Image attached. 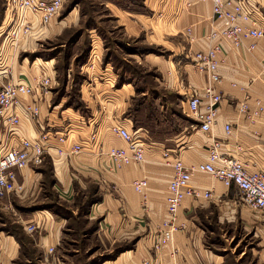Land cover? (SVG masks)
<instances>
[{
	"label": "crops",
	"instance_id": "crops-1",
	"mask_svg": "<svg viewBox=\"0 0 264 264\" xmlns=\"http://www.w3.org/2000/svg\"><path fill=\"white\" fill-rule=\"evenodd\" d=\"M245 1L247 6L254 10L256 20L262 22L264 0ZM145 3L153 13H164L162 21L158 18L155 21V26L159 29L158 38L165 34L172 35L173 38H170L168 44L174 46V55L178 56L174 61L168 62L163 56L148 54L146 56L148 64L159 74L155 76L158 83L156 81L153 87L148 85L145 92L141 90V93L147 95L148 89H151L158 99L168 98L166 107L174 110L173 116H170V125L166 120L164 123L167 126L158 130L162 122L149 120L146 126L140 125L132 129V121L126 118V115L124 119L121 116L127 111V99L134 94V84L126 80L120 82L117 87L113 72L107 66L98 74V78H104L103 83L97 82L95 86L100 88V94L109 100V106L104 107L103 111L100 110L97 118L101 120L102 130L100 129L97 139L92 143L89 141L92 128L90 129L91 126L85 122L84 116L76 114L70 107L61 111L62 116H56L45 103L42 105L43 100L48 99L47 95L42 97L38 121L21 115L17 135H11L3 125H0V142L2 144L10 142L11 145H15L18 137L35 139L45 128L52 131L51 145H58L57 138L54 137L63 132L62 121L66 120L65 118L70 119L67 141L63 147L69 150L74 143H82L83 150L77 154L62 157L55 153L54 147H50L43 162L51 166L56 179L54 187L59 196L67 197L69 200L73 194L74 181L82 186L89 181L97 182L100 188L109 191L107 194L110 200H114L110 193L116 191L118 187L119 190L121 189L128 214L138 223L146 222L153 244L154 232L160 229L166 219L167 187L173 177L174 170L171 162L174 159L181 160L186 167L203 163L207 160L208 148L213 140H218L220 153L235 156L242 161L249 172L264 175V39H244L239 47L234 46L227 39L220 40L222 45V52L218 54L220 81L215 84V89L221 94L222 101L215 124L209 132H204L197 127V121L188 111L186 95L190 89L202 91L206 84V74L197 68L193 55L198 51H206L211 45L206 38L207 34L212 29L220 28V23L214 20L211 3L199 0H145ZM142 7L147 12V9ZM144 14L141 13L139 19L136 18L133 21L125 18L126 20L121 22L124 33L133 37L138 34L145 36L144 32L138 33L137 29L140 24H146L152 18ZM243 25L247 24L243 22ZM58 30L61 29L54 19L42 29L40 24L35 22L32 34L21 41L15 49L8 48L4 43L0 44L2 46L0 59L5 63L8 72L10 71L9 63L20 47L34 43L42 37L51 36ZM251 44H254L252 49L249 48ZM171 56L173 57L172 54ZM47 63L37 67L40 71L38 75H48L52 80L50 66ZM38 71L31 69L28 73H19L17 76L13 75L8 81L33 83L31 75H35ZM8 76L6 75L4 79ZM88 82L91 83L90 78L84 81L83 86H87ZM111 86L116 89H111ZM84 91L83 88V95ZM23 101L30 102L31 98H24ZM147 103L146 108L156 109L154 103H149L148 100ZM244 104L245 108H243ZM176 109H180V112L177 113ZM69 110L73 111L72 115L68 112ZM183 114L187 117H183ZM80 119L83 123L79 122ZM111 124L127 127L143 142L145 152L142 162H132L117 168L110 164L109 159L102 152L109 146L124 145L118 138L111 135L109 130ZM225 125L231 128L229 133H226ZM16 175L18 183L23 186V192L0 198V264H28V262L30 264H64L57 255L65 221L56 218L48 211L37 210L23 215V212L19 210L21 207L15 202L18 200L23 203L31 193L33 194L35 180L39 179V176L30 167L18 171ZM137 179L147 180L148 185L144 193L134 190L132 182ZM190 185L201 193L209 191L211 196L209 198L186 197L183 200L178 221L186 229L174 232L172 239L162 246L163 252L161 251L162 254H160L162 257L160 256L159 260L161 264H167V258L163 255L177 247L191 254L196 247L201 250L200 241L196 239L199 232L193 228L192 217L202 207H208L210 202L217 206L218 222L234 223L237 226L240 223L244 226L247 224L251 231L254 227L261 226L264 220L263 211L244 208L240 192L235 186L226 187L220 180L200 172L193 173ZM212 198L213 200L208 202ZM101 204H98L93 211H104ZM16 223L20 225L16 227ZM30 224L35 226L32 232L26 229ZM17 228L21 232L24 229V233L33 235L34 244L22 245V237L19 241L15 235L16 231L14 232ZM8 230L9 232L13 230L14 234L9 233ZM24 233L22 232V235ZM29 251L35 252L33 258L26 255ZM201 257H203L202 254ZM206 257L210 259L209 256Z\"/></svg>",
	"mask_w": 264,
	"mask_h": 264
},
{
	"label": "rangeland",
	"instance_id": "rangeland-1",
	"mask_svg": "<svg viewBox=\"0 0 264 264\" xmlns=\"http://www.w3.org/2000/svg\"><path fill=\"white\" fill-rule=\"evenodd\" d=\"M2 2L0 0V22L4 13ZM141 13L152 18L146 24H140L137 29L138 33L144 32L145 36H128L124 33L121 22L125 18L136 20ZM157 18L162 21L164 13H153L146 7L145 0H66L62 10L53 18L61 30L20 47L9 63L8 78L0 79V84L7 82L13 75L28 73L31 69L38 71L39 65L48 62L52 80L46 93L48 99H44L42 105L45 103L56 116H62L61 111L67 107L84 116L85 122L92 128L91 138L97 126L102 130L101 120L97 118L100 110L109 106V100L95 86L97 82L103 83L104 78H98V74L108 66L113 72L117 87L126 80L134 84V94L127 99V111L121 116L122 119L126 115L132 121V129L140 125L146 126L149 120L162 122L159 130L167 126L164 123L166 120L170 125V116H173L174 110L166 107L168 98L158 99L151 89H148L147 95L141 93V90L145 92L149 86L153 87L157 81L155 76H159L148 64L146 56L160 55L169 62L174 61L178 55H174V46L168 44L172 35L165 34L158 38L159 29L155 26ZM39 73L40 71L32 74L31 79L34 81ZM87 78L91 79V83L88 82L91 86L87 84L84 87ZM111 89L116 88L111 86ZM147 100L154 103L155 110L146 108ZM179 110L175 111L179 113ZM73 111L68 112L72 115ZM183 117L187 116L183 114ZM65 119L62 126L69 128L71 120ZM79 122L83 123L81 119ZM113 125L109 126V130ZM42 165L33 168L34 173L39 176L35 180L33 194L23 203L18 200L15 203L21 207L18 209L23 215L37 210L48 211L65 221L57 255L64 264H161L159 260L163 249L161 247L159 250L154 246L160 229L154 232L152 244L153 239L146 222L138 223L128 214L121 189L117 187L116 191H112L110 194L114 200H110L107 194L109 191L100 188L97 182L89 181L82 186L74 181L70 199L61 198L54 187L56 179L51 166L48 163L44 167ZM240 199L243 203L241 193ZM212 200L213 198L208 202ZM100 203L104 211H93ZM243 205L245 209L249 208L246 204ZM217 213V206L210 202L208 207H202L193 215L192 225L199 232L196 239L200 241L201 250L196 247L191 254L177 247L163 255L167 258V264H264V220L261 226L250 231L247 224L244 226L240 223L237 226L234 223L218 222ZM178 220L179 213L177 223ZM15 225L18 227L20 224ZM180 225L175 233L186 229L183 224ZM15 231L20 234L19 241L22 237V245L34 244L33 235L24 233V229V235L19 228ZM10 232L13 233V230ZM26 255L33 258L35 252L29 251Z\"/></svg>",
	"mask_w": 264,
	"mask_h": 264
},
{
	"label": "built area",
	"instance_id": "built-area-1",
	"mask_svg": "<svg viewBox=\"0 0 264 264\" xmlns=\"http://www.w3.org/2000/svg\"><path fill=\"white\" fill-rule=\"evenodd\" d=\"M66 0H5L3 19L0 22V44H7L15 49L21 41L28 38L34 29V23L40 24V29L49 24L62 10ZM211 3L214 20L220 23V28L212 29L206 36L211 45L206 51H198L193 55L197 68L206 74V84L202 91L190 89L187 91V108L197 121V127L209 132L215 124L222 96L215 89L220 81L218 73V54L222 52L220 40L227 39L234 46L239 47L244 39H264V19L258 22L254 10L247 6L245 0H199ZM243 22L247 25H243ZM190 32V30H188ZM250 49L254 48L251 44ZM8 70L0 59V79L8 75ZM51 84L48 75L37 77L33 83L26 81H7L0 84V125H3L11 135H17L21 124V115L38 121L40 117V103ZM31 98L30 102L23 101ZM245 104L243 108H245ZM231 130L225 125L226 133ZM99 127L93 133L92 143L99 135ZM69 128L65 127L57 138L58 145H51L52 131L43 128L35 139L18 137L17 144L0 142V198L9 194L23 192L22 184L17 181V172L25 168H37L42 165L50 147H54L59 156L77 154L83 150L82 143L73 144L69 150L64 149ZM112 135L117 136L124 143L121 147L109 146L102 152L114 167H122L132 162H142L144 159V144L134 132L127 127L114 124L110 127ZM57 133V132H55ZM58 134V133H57ZM220 142L213 140L208 148L207 160L203 163L186 167L181 160L174 159L171 166L174 170L169 181L166 197V219L161 224L156 249L172 239L173 233L180 229L177 216L183 200L186 197L209 198L211 193L199 192L190 183L194 172H200L220 180L226 187L235 186L241 193L243 203L253 210L264 212V175L249 172L242 161L232 155L219 151ZM148 182L137 179L132 182L134 190L144 193ZM32 232L35 226L26 227ZM159 249V250H160Z\"/></svg>",
	"mask_w": 264,
	"mask_h": 264
},
{
	"label": "trees",
	"instance_id": "trees-1",
	"mask_svg": "<svg viewBox=\"0 0 264 264\" xmlns=\"http://www.w3.org/2000/svg\"><path fill=\"white\" fill-rule=\"evenodd\" d=\"M2 3H3V5H4V3H5V0H3V2H2ZM14 232H15V230H14ZM14 232H13L12 234H14ZM10 233H11V232H10ZM16 233H17V232H16ZM16 233H15V235H16V238H17V239H19V238H20V237H19V234H16Z\"/></svg>",
	"mask_w": 264,
	"mask_h": 264
},
{
	"label": "bare ground",
	"instance_id": "bare-ground-1",
	"mask_svg": "<svg viewBox=\"0 0 264 264\" xmlns=\"http://www.w3.org/2000/svg\"><path fill=\"white\" fill-rule=\"evenodd\" d=\"M173 237V236H172Z\"/></svg>",
	"mask_w": 264,
	"mask_h": 264
}]
</instances>
